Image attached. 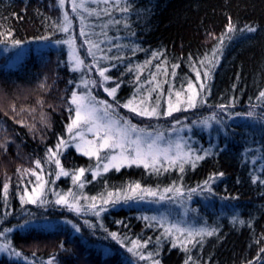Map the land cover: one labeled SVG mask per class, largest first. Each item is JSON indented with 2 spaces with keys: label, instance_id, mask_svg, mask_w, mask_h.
<instances>
[{
  "label": "trees",
  "instance_id": "1",
  "mask_svg": "<svg viewBox=\"0 0 264 264\" xmlns=\"http://www.w3.org/2000/svg\"><path fill=\"white\" fill-rule=\"evenodd\" d=\"M121 3L129 5L127 13L113 8L111 2L89 0L88 7L99 13H83L85 31L102 49H93L94 59L80 36L81 19L72 8V25L64 33L56 27L64 13L58 0H0V33L5 34L0 39L11 30L22 41L19 47H26L11 66L8 61L17 47L11 39L0 43L11 51H0V232L12 229L5 232L7 240L23 257L0 255V264H153L155 260L160 264H185L186 260L188 264H264L260 251L264 248V183H260L264 180V100L258 98L264 90V0ZM105 8L111 15L105 14ZM229 20L231 32L227 31ZM248 27L255 31H247ZM69 36L84 61L82 71H72L65 43H57ZM205 57L212 63L202 64ZM96 63L109 69L106 74L111 79L104 82L106 87L120 84L116 99L102 87L92 92L112 105L113 117L120 123L130 121L144 133L166 136L179 132L195 153L207 152L205 158L195 168L184 164V172L178 164L167 163L158 165L159 172L142 165L104 172L100 161L93 180L98 161L67 146L59 157L62 166L70 173L84 168V187L74 185L71 176L58 177L55 163L48 161V149L55 151L60 138L68 139L66 126L74 117L69 101L80 80H102L91 67ZM197 71L201 76L209 71L210 79L195 108L185 111L187 105L181 104V110L171 116L147 117L122 106L133 100L140 110L155 107L159 97L157 111L163 113L169 97L175 103L174 92L182 91L189 81L199 89ZM156 84L160 87L150 91ZM249 112L253 115L248 116ZM37 160L42 169L36 168ZM25 169L42 173L49 181L42 198L47 203L21 202L24 189L30 192L35 182ZM136 184L141 188L133 192ZM177 187L180 193L165 191ZM69 189L80 197L79 212L55 204L53 193L65 194ZM109 192L119 194V202L104 204ZM93 196L97 197L95 210L88 207ZM100 208L105 210L95 215ZM173 224L193 231L215 229V233L204 236L202 244H187L185 251L180 240L173 247V238L165 234ZM133 240L142 245L135 249L137 255L128 251Z\"/></svg>",
  "mask_w": 264,
  "mask_h": 264
},
{
  "label": "snow or ice",
  "instance_id": "2",
  "mask_svg": "<svg viewBox=\"0 0 264 264\" xmlns=\"http://www.w3.org/2000/svg\"><path fill=\"white\" fill-rule=\"evenodd\" d=\"M102 2L105 5H109L111 2V6L115 8L116 10L127 13L129 11V5L122 4L121 0H102ZM58 3L63 9L65 0H58ZM89 0H71V8L72 12L77 14L81 19V29H80V36L84 38L85 43L89 45V54L93 56V58H96V53L93 51V49H97L102 51L100 49V45L98 43L93 42L90 38L88 33L85 31V25L83 24V21L85 19L83 13H87L89 16L91 15H99L96 9H92L88 7ZM91 3H97V0H91ZM105 14L111 15V13L108 11L107 8L103 9ZM114 23L119 24L120 21L116 20ZM72 25V19L68 15L67 12L63 13L62 21L56 22V27L59 31L68 33L69 29ZM227 31L231 32L233 31V25L231 21L229 20V23L227 25ZM247 31L253 32L255 31L254 28L248 27ZM0 36H5V34L0 33ZM7 39H11V44L13 47H19L22 44V41L17 40L13 37L11 30H8L6 33L5 39H0V43H6ZM44 39H47L45 37ZM57 43H65L68 44L69 47H72L74 44V39L69 36L68 39L63 41H57ZM137 49H133L135 52ZM218 48L213 50L212 56L216 57V54L218 52ZM153 56H156V53H153ZM103 59H109V57H102ZM147 63H150L148 61ZM203 63H212V60L208 57H205V60ZM84 64V61L79 59L77 57L75 59V63L72 66V71H78L80 66ZM115 65H113L114 67ZM91 67H94L99 75V77L102 78L101 82L99 83V87H102L104 91L107 93L109 97H112L113 99H116V93L117 90L120 87L119 83H116L114 87H106L104 82L111 79L108 73L109 69L106 67L100 66L98 63L93 64ZM159 68V65H157ZM175 67L173 68L172 75L175 76ZM128 71H131L129 68ZM139 79V77H137ZM153 79L155 77L153 76ZM210 79V72L205 71L203 73V76H201V73L199 71L196 72V80L199 83V89L196 88V86L193 84L192 81H189L186 85V88H184L182 91H175L174 95L176 98V102L173 103L171 100V96L168 100V107L167 110L163 113H160L157 111L159 108V97H157V104L155 107H143L142 110L138 109V107L133 106V100H129L126 104H123L122 106L125 108H128L130 111L135 112L137 115L140 116H171L173 112L180 111L181 104H186L187 108L183 109L185 111L188 110V108H195L197 107L198 103L202 101H198V96L205 90L206 87V81ZM71 83V81L69 82ZM86 82V85L87 86ZM90 83L93 86H97V81L92 80ZM160 87L159 84H156L155 87L150 89V91H155ZM173 92L172 88H169V93L171 94ZM186 98H183L185 97ZM259 99L264 100V90L259 92ZM70 105L74 106L69 109V111H74L75 115L73 118H71V122L66 126L67 131L70 134V137L73 141H75V148L77 152L82 153L85 156L95 157L98 161L97 163V170H92V179L95 180L96 177L99 174L98 169L100 168V161H103V171L108 172L110 168H114L116 171H119L121 167L123 166H143L145 169H153L157 172H159L160 168L158 165L163 166L164 163H167L169 166H176L179 165L180 172H184V164L191 163V166L193 168L196 167V162L203 160L205 158V155L208 153L205 152V155H199L193 151V149L188 146L186 143L177 140L169 142L166 147H161L159 141L163 139L162 135L157 133L154 137L151 133H145L142 137L141 135L137 134L135 139L132 138L133 133H144L143 129H138L137 125L131 124L130 121L124 120L122 124L119 121H113L110 119V109L112 108V105L109 104L105 100H99L97 101L96 97L92 96L91 93H78L76 91H72L71 98L69 101ZM141 104H144V100L140 101ZM220 107L223 109L225 105H220ZM103 113V115H101ZM248 116H252L253 114L249 112L247 114ZM210 119H214V117H211ZM179 123V121H177ZM195 123V122H193ZM204 124H207L208 121H203ZM92 134L94 139H86L84 132ZM68 146V142L65 141L63 138H60L57 145L55 146V151L52 148L48 149V161L54 162L56 165V168L58 169L57 176H64L68 177L71 176V180L74 185H78L79 188L84 187L85 181L82 180V178L85 175V169L80 168L76 169L74 172L70 173L69 171H66L64 167L62 166L61 159L59 158L61 155V152L64 148ZM35 165L37 169H42V163L41 161L37 160L35 161ZM167 171V168L164 169ZM24 172L31 173L32 176L35 177V182H33V186L31 188V191L29 192L28 188L26 187L24 189L23 195H21L20 199L22 203H36L38 200H41L42 203H47V200L42 199L46 196V185L49 183V181H46L42 175V173H37L35 170L25 169ZM220 175H223L222 173ZM212 177H209V180H211ZM90 182V181H88ZM255 182V180H254ZM206 185L208 184V180L204 182ZM260 183H264V180H261ZM8 184L5 183L3 185V192L5 197H7L8 194ZM141 186L139 184H136L132 187V191L135 192L136 190L140 189ZM144 191H147L149 195L155 196V192H151L150 190L145 189ZM166 192H172L175 191L176 193H180V188H168L165 189ZM191 191H195V189H192ZM54 195H57V199L55 200V204L57 205H66L71 210L79 212L81 210V207H78L76 203H69V197L72 198L73 201H78L80 197L72 192L71 189L68 190L65 194H57L53 193ZM108 198L103 200L104 204H115L119 202L120 196L119 194H114L112 192H109ZM85 200H88V197H83ZM164 196H161L160 199H164ZM97 197L93 196L91 197L92 203L88 205V207L92 210H95L97 205L95 203ZM125 200L131 199V197L125 196ZM104 208H100L99 211H95V215H99L100 211H104ZM147 219V217H145ZM152 219H156L153 217ZM71 223V221H69ZM75 227V225H73ZM79 231V229H76ZM12 229L8 228L5 229L4 232H0V236H3L5 232H11ZM175 233H180V236H176ZM215 233V229L208 230V229H199V230H190V229H184L181 227H178L177 225L173 224L170 227L165 229V234L169 235L173 238V247L176 246L175 241L180 240L181 246L185 248V251H187L186 245L192 244L195 246L196 244H202V240L204 236H213ZM110 236L113 240L117 239V234L115 232L110 233ZM197 237H200V239H196ZM159 239V238H158ZM132 247L128 248V251L132 253L133 255H137L138 253L135 251V249L142 247L139 241L133 240ZM145 244L148 243L147 241L144 242ZM10 242L5 243L2 247H0V251H5L9 248ZM261 252H264V248L260 249ZM15 255L19 256V252H15ZM151 256L152 254L149 253ZM140 259L144 260L145 256L140 255ZM190 259V257H189ZM51 264V262H50ZM153 264H160L158 260L153 261ZM185 264H188V261H185ZM251 264V262H249Z\"/></svg>",
  "mask_w": 264,
  "mask_h": 264
},
{
  "label": "rangeland",
  "instance_id": "3",
  "mask_svg": "<svg viewBox=\"0 0 264 264\" xmlns=\"http://www.w3.org/2000/svg\"><path fill=\"white\" fill-rule=\"evenodd\" d=\"M70 9H71V0H65V3H64V7H63V11L64 12H67L68 15L71 13L70 12ZM70 16V15H69ZM71 17V16H70ZM55 44V43H54ZM52 44L51 46H57V45H54ZM41 46V45H40ZM66 46V49L68 51V54H69V60H70V64H71V67L74 65L75 63V59L77 57H79L77 51H76V48H75V43L73 44L72 47H69L68 44H65ZM0 51L3 52L4 54H9L11 51H10V47H1L0 46ZM25 48L24 46H21V47H17V48H14L13 50V54L11 55V60L8 61V64L11 65V66H14L17 64V62L19 61L18 59L20 58V56L23 54V52L25 51ZM80 59V58H79ZM78 71H82V65L80 66L79 70ZM77 72V71H76ZM90 74V73H89ZM101 81V79H99ZM99 80H95L97 81V86H93L91 83H90V80L89 83H87V86L86 85V82H88L87 80L85 79H81L80 80V83L78 85V93H91L92 95V92L95 91V90H101V88L98 86L100 81ZM93 88V89H92ZM93 96V95H92ZM97 101L99 100H105L107 101L106 99H103V98H99V97H96ZM110 104V103H109ZM110 111V110H109ZM75 115V113H74ZM101 115H103V113H101ZM110 119L113 120V121H119L118 119H116L115 117H113V115L111 114V111H110ZM120 122V121H119ZM122 124V123H121ZM139 134L141 135L142 137L144 136L145 133H133L132 134V138L135 139L136 135ZM84 135L86 137V139H94V137L92 136V134L90 133H87L86 131L84 132ZM153 137L156 135V134H152ZM163 139L161 141H159L161 147H166L168 145L169 142H172V141H177V140H180L182 141V138H181V135L179 132H174V133H170L168 135H162ZM67 142H68V146H72L75 150V141H73L70 137V134L68 133V139H67ZM183 142V141H182ZM77 152V151H76ZM79 154L83 155L82 153L78 152ZM85 156V155H84ZM86 157H89V156H86ZM90 158V157H89ZM92 159H96L95 157H91ZM102 171H103V165H102ZM39 201V200H38ZM37 201V202H38ZM78 201H73L71 197H69V203H76L77 204ZM74 231L77 232V230L74 228ZM5 243H8V240H7V236L6 234H4L3 236H0V247H2ZM15 252H18V251H15L11 246H9V248L5 251H0V255H3V256H6L8 258H11V259H17V260H20L22 259L23 260V257L21 256V254L19 256L15 255L14 253Z\"/></svg>",
  "mask_w": 264,
  "mask_h": 264
}]
</instances>
